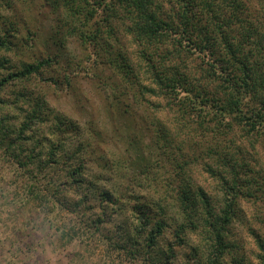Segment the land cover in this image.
I'll use <instances>...</instances> for the list:
<instances>
[{"label": "rangeland", "instance_id": "rangeland-1", "mask_svg": "<svg viewBox=\"0 0 264 264\" xmlns=\"http://www.w3.org/2000/svg\"><path fill=\"white\" fill-rule=\"evenodd\" d=\"M99 1L104 4L99 6ZM108 1L90 0L88 6L96 12L87 29L90 34L99 28V41L107 42L109 50L90 37L82 38L78 29H86L81 22L87 13L81 19L70 16L64 0H0V35L8 32L16 43L11 50L0 49V78L48 56L59 61L0 91V264H154L156 250L165 251L168 245L174 248L168 264H193L188 258L192 250L205 246L201 232L187 231L180 244L171 221L157 239L158 248L148 250L144 237L151 226L138 233L132 207L137 203L159 217L158 203L167 205L161 201L189 183L194 190L202 188L219 208L222 182L208 169L221 170L236 161L260 184L249 185L253 196L238 198L228 235L234 247L220 264H262L257 237L264 238L263 138L236 122L232 128L215 121L201 127L193 112L175 113L186 92L177 98L161 91L142 52L156 51L153 62L163 67L187 66L195 83L204 82L209 55L190 47L181 49L179 56H173L172 45L147 48L129 32L128 18L108 16ZM246 4L256 22L264 3ZM157 5L166 17L178 9L175 0H157ZM167 50L170 53L164 54ZM119 53L129 58L133 72L116 66L114 61L122 60ZM35 102L43 107L40 123L23 131L31 123L27 114ZM55 114L81 125L82 134L57 130ZM224 119L233 122L231 116ZM160 120L167 121L171 131L165 142L159 139ZM62 134L68 153L57 164L42 168L28 161L26 153L37 141L44 140L47 151V137L58 144ZM78 161L82 165L76 173ZM107 189L116 192L114 203L102 198ZM168 211L176 215L179 208Z\"/></svg>", "mask_w": 264, "mask_h": 264}, {"label": "trees", "instance_id": "trees-1", "mask_svg": "<svg viewBox=\"0 0 264 264\" xmlns=\"http://www.w3.org/2000/svg\"><path fill=\"white\" fill-rule=\"evenodd\" d=\"M175 1L178 9L169 17L158 8L157 0H109L105 2V9L108 10L110 18H128L129 32L147 48L163 49L167 45H172L175 48L173 56H179L181 49L188 50L186 47H190L204 57L206 54L209 55L210 68L207 69L205 80L202 83H195L193 73L187 71V66L184 70L179 66L163 67L153 62L152 55L156 51L145 49L142 52L144 60L150 67L152 81L161 91L170 97L176 95L177 98L181 91L186 92L184 97L178 99L175 113L189 116L193 112L196 117L194 120H197L201 127H205L204 122L215 121L216 125L222 128H232L236 122L253 136L263 138L264 144V10L256 15L254 22L246 0ZM255 1L264 3V0ZM64 3L72 17L81 19V15L87 13L81 22V26H85L86 29H78L82 38L86 41L90 37L98 42L99 46L109 50L107 42L99 41L101 37L99 28L96 27L95 31L88 34L87 27L96 12L94 7L89 8L90 0H64ZM97 4L102 6L104 3L99 1ZM104 20L110 22L109 31H112L111 19L106 16ZM15 45L8 32L0 35V49L11 50ZM163 53L168 54L170 51ZM119 55L122 60H115L116 66L127 74L133 72L129 58L124 53ZM52 57L24 63L21 68L9 71L0 78V91L14 80L30 79L34 74H40L44 69H50L58 64L59 61H54L55 57ZM2 67L4 63L0 60V68ZM144 88L147 91H154L152 87L146 85ZM40 104L35 102L31 113L27 114L31 123L25 124L22 127L23 131L33 130L34 126L40 123L38 119L43 114V107H39ZM207 116H210L209 119ZM226 116H231L233 122H225ZM55 118L58 119L57 130L62 132L72 130L82 134L81 125L70 118L59 114H55ZM167 126V121H159V139L164 142L171 134ZM65 139L62 134L58 144H55L54 140L47 137V142L51 143L47 151H44V140L37 141L35 149L26 153L28 161L42 168L46 167V164H57L68 153ZM70 158L72 157L64 161L68 162ZM81 165L82 161H78V166L74 168L76 173L81 170ZM223 166L221 170H215L213 167L208 169L222 182L223 198L219 208L202 188L197 187L198 189L194 190L189 183L179 186L174 193H169L168 197L161 201L167 205L162 206L158 203L159 217L148 208L135 203L131 213L137 215L139 222L136 231L141 234L151 226L149 233L144 237L145 248L155 251L158 248V237L172 221L176 224L174 235L180 244H184L183 236L187 231L201 232L204 236L205 246L195 247L192 250V257H188L194 261L193 264H220L223 257L232 252L234 244L228 239V235L236 216L238 198L242 195L253 196L250 186L254 182L260 184V181L252 177L245 164L236 161ZM172 190L174 191V187ZM115 193L107 189L101 192V196L106 202L114 203ZM170 207H178V213L170 216L168 211ZM257 242L263 251L261 258L264 264V238L257 237ZM156 251L159 253H155L157 258L153 259L154 264L171 262L170 252L174 254L172 245H168L165 251L160 248ZM158 254H161V257Z\"/></svg>", "mask_w": 264, "mask_h": 264}]
</instances>
